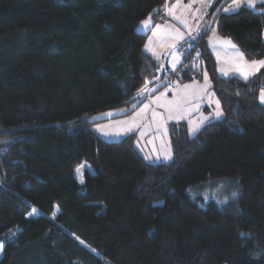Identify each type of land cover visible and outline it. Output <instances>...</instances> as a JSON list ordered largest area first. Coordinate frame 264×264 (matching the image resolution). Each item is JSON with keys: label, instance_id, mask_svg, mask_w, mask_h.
<instances>
[{"label": "trees", "instance_id": "1", "mask_svg": "<svg viewBox=\"0 0 264 264\" xmlns=\"http://www.w3.org/2000/svg\"><path fill=\"white\" fill-rule=\"evenodd\" d=\"M164 2L0 0V264H264V67L218 76L206 29L162 67L135 28ZM263 31L264 12L218 15V35L247 60L264 58ZM203 71L223 117L193 136L171 123L170 161L147 162L132 133L92 130L141 89ZM83 161L93 171L78 183ZM215 181L230 188L201 196Z\"/></svg>", "mask_w": 264, "mask_h": 264}, {"label": "crops", "instance_id": "2", "mask_svg": "<svg viewBox=\"0 0 264 264\" xmlns=\"http://www.w3.org/2000/svg\"><path fill=\"white\" fill-rule=\"evenodd\" d=\"M241 7L264 12V0H165L162 8L163 17L154 19V13H151L139 21L135 29L146 35L143 50L158 60L162 67L170 70H174L181 63L183 51L178 46L206 29L207 49L215 61L218 76L222 78L237 76L247 80L263 68L258 65L252 66L253 62L264 61V58L247 60L235 43L217 33L220 12H232ZM169 9L172 10V14L169 13ZM181 15L193 23L191 29L186 27V23L182 24L186 19ZM145 20H150L147 27L142 24ZM261 37L264 42V31ZM225 41H230V44ZM242 71L249 73L247 79L241 74ZM201 77L200 80L176 83L173 86L159 88L160 83H157L147 87L148 90L143 92V98L137 103L119 107L121 108H118L119 110L115 108L117 109L115 112L110 111L114 109H110L108 110L110 114L103 117L92 116L91 120L95 121L92 127L95 128L103 121L111 122L116 119H125L124 124L128 126L136 114L148 105L143 113L145 118L137 120L135 125L130 124L132 130H127L126 133L135 135L133 145L147 162H168L172 157L168 132L171 123L184 122L188 134L193 136L203 125L223 117L220 103L217 104L219 100L212 90L207 73L203 71ZM262 92L264 89L258 92V101L264 105V101L261 100ZM175 105L179 107L176 108ZM170 108L172 118H169ZM153 112L157 114L155 117ZM218 112L220 115H217ZM117 129L119 128L115 130ZM192 129L196 130L193 132ZM169 156L170 158H166Z\"/></svg>", "mask_w": 264, "mask_h": 264}, {"label": "rangeland", "instance_id": "3", "mask_svg": "<svg viewBox=\"0 0 264 264\" xmlns=\"http://www.w3.org/2000/svg\"><path fill=\"white\" fill-rule=\"evenodd\" d=\"M181 16L186 19V17L184 15H181ZM184 23H186V27L187 28L191 29V24H193V23H191L190 20L186 19L185 22L182 21V24H184ZM174 84H176V83L173 82L169 86H173ZM117 109L110 110V111L115 112V111H117ZM119 109H121V108H119ZM106 111L107 112H105V111L98 112V113H96L94 115V117H98V116L99 117H103L106 114H110V111H108V110H106ZM119 117H123V116H119ZM124 120L125 119H122V120H117L116 119L115 121L111 120V122H104L103 121V122L99 123L98 125H96L95 128L92 127V130L102 140H105V141H117V140L123 138L124 136L130 134V133H126L127 129L130 127V124L128 126H125ZM116 128H119V129L115 130ZM123 130H124V132H123ZM85 170H87L89 172L93 171L91 166L85 161L81 162L75 168L74 176L77 179L78 183H82L83 174H84ZM219 182H222V181H215V183L212 182L211 186L207 185L204 190L199 191L200 195L203 196V197H208L209 193L214 194L216 192L218 193L219 191H222L220 186H219V184H218V186H215L216 183H219ZM221 186L224 188V191H226L227 189L230 188L229 185L227 186V182L226 181L222 182ZM226 197H227V195H226ZM35 214H38L37 210H35V209H32L29 212V215H35ZM0 252H1V250H0Z\"/></svg>", "mask_w": 264, "mask_h": 264}, {"label": "snow or ice", "instance_id": "4", "mask_svg": "<svg viewBox=\"0 0 264 264\" xmlns=\"http://www.w3.org/2000/svg\"><path fill=\"white\" fill-rule=\"evenodd\" d=\"M225 11H228V9H225ZM169 13L172 14V10H171V9H169ZM177 18H179V17H177ZM149 23H150V20H145V21L142 22V24H143L145 27H147V26L149 25ZM225 43L230 44V41H225ZM231 46H232V47H235L234 45H231ZM241 59H243L242 54H241ZM257 65L260 66V67H264V61H259V62H255V61H254L252 66H257ZM241 74L245 77V79L248 78L249 73H247V72H243V71H242ZM147 90H148L147 87L141 89V94H143V92H145V91H147ZM157 99L159 100L160 98H157ZM261 100L264 101V92L261 93ZM170 103H172V102H170ZM218 103H219V102L217 101V104H218ZM160 106L163 107L164 105H160ZM175 107L178 108L179 106H178V105H175ZM147 108H148V105H145V106H144V109H142L140 113H137V114H136V117H134V118L132 119V121H130L129 123L132 124V125H135L136 122H137V120H139V119H144L145 117H144L143 113L147 110ZM171 111H172V109L170 108V109H169V112H170L169 118H172V116H171ZM156 115H157V114H156L155 112H153V117H155ZM217 115H220V113L218 112ZM205 119H207V117H205ZM127 130H128V131H131L132 129H131V127H129ZM195 130H196V129H192L193 132H194ZM166 158H170V156H169V157H166ZM78 170H79V169H78ZM241 235H242V236H245V235H250V234H243V233H242ZM2 248H3V244L0 243V250H2Z\"/></svg>", "mask_w": 264, "mask_h": 264}, {"label": "built area", "instance_id": "5", "mask_svg": "<svg viewBox=\"0 0 264 264\" xmlns=\"http://www.w3.org/2000/svg\"><path fill=\"white\" fill-rule=\"evenodd\" d=\"M172 83H173L172 80H168L167 85H170V84H172Z\"/></svg>", "mask_w": 264, "mask_h": 264}]
</instances>
